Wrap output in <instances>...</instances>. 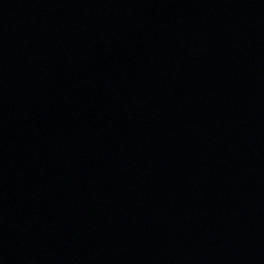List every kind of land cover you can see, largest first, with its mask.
<instances>
[{
  "label": "water",
  "instance_id": "obj_1",
  "mask_svg": "<svg viewBox=\"0 0 264 264\" xmlns=\"http://www.w3.org/2000/svg\"><path fill=\"white\" fill-rule=\"evenodd\" d=\"M0 264H264V0H0Z\"/></svg>",
  "mask_w": 264,
  "mask_h": 264
}]
</instances>
